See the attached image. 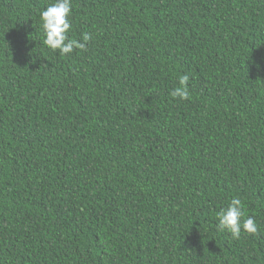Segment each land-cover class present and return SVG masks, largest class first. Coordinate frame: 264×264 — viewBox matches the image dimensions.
Returning a JSON list of instances; mask_svg holds the SVG:
<instances>
[{"label":"trees","instance_id":"1","mask_svg":"<svg viewBox=\"0 0 264 264\" xmlns=\"http://www.w3.org/2000/svg\"><path fill=\"white\" fill-rule=\"evenodd\" d=\"M52 2L0 0V264H264V0H72L64 56Z\"/></svg>","mask_w":264,"mask_h":264},{"label":"clouds","instance_id":"2","mask_svg":"<svg viewBox=\"0 0 264 264\" xmlns=\"http://www.w3.org/2000/svg\"><path fill=\"white\" fill-rule=\"evenodd\" d=\"M72 0H53L45 10L40 13L43 27V43L51 50H59L61 56L70 54L74 49H85L87 42L92 39L90 33H84L82 42L69 38L71 29ZM189 75L185 73L179 77L178 86L170 96L173 99H189ZM218 229L227 231L233 239H239L242 229L249 234H257L258 225L251 216L246 217L243 202L238 197H233L228 205L221 208L216 214ZM246 217V218H245Z\"/></svg>","mask_w":264,"mask_h":264}]
</instances>
